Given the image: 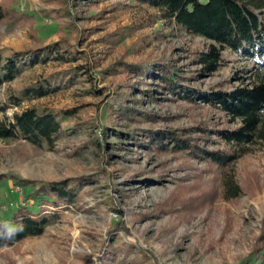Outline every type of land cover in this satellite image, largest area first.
I'll list each match as a JSON object with an SVG mask.
<instances>
[{
	"label": "rangeland",
	"instance_id": "rangeland-1",
	"mask_svg": "<svg viewBox=\"0 0 264 264\" xmlns=\"http://www.w3.org/2000/svg\"><path fill=\"white\" fill-rule=\"evenodd\" d=\"M0 2H7L26 19L19 24L0 23L4 56L34 52L60 41L77 52L71 59L52 54L4 84L1 105L52 74L71 71L78 76L64 90L25 100L19 107L7 106L10 120L28 109L57 114L67 134L52 151L21 139L1 140L0 174L41 183L97 176L87 186L91 191L82 210L64 209L41 236L1 248L0 264H90L109 246L120 244L143 251L145 264H264V239L260 241L264 140L250 146L228 168L241 188V194L231 200L222 198L221 169L181 155H155L136 145L141 131L148 129L179 130L199 124L214 130L237 127L217 110L173 101L155 81L125 70L131 64L146 68L174 61L183 71H194L190 61L194 52L204 48L201 38L171 26L161 12L134 0ZM251 69L250 62L225 51L220 70L200 79L197 86L226 90L247 85ZM146 89L153 91L154 101ZM108 91L125 95L128 106L156 115L157 122L113 118L106 108ZM63 110H75V114L63 116ZM210 140L209 150H225L214 135ZM196 181L202 182V191L188 193L177 187ZM203 192L210 193L213 202L202 212L192 217L180 212L177 202ZM25 194L11 181L0 184L1 222L9 225Z\"/></svg>",
	"mask_w": 264,
	"mask_h": 264
},
{
	"label": "trees",
	"instance_id": "trees-1",
	"mask_svg": "<svg viewBox=\"0 0 264 264\" xmlns=\"http://www.w3.org/2000/svg\"><path fill=\"white\" fill-rule=\"evenodd\" d=\"M134 2L158 10L171 26H177L191 37L201 38L205 45L191 57L190 64L195 67L194 71H183L171 61L154 63L146 68L131 64L125 67L126 72H132L144 80L155 81L158 88L173 101L217 110L228 117L231 123L237 124L235 129L220 130L209 129L202 124L179 130L148 129L141 131L135 140L136 145L155 155H181L221 169L222 198H237L241 188L228 168L250 151V146L258 140H264V0ZM25 20L24 14L11 8L7 2H0V23L19 24L25 23ZM225 51L252 64V69L248 71L250 82L232 89L221 90L209 86L202 90L197 82L220 70ZM76 53L73 46L63 41L34 52H13L8 56H4L0 50V89L52 54L60 59H71ZM77 77L71 71L52 74L35 87L24 88L11 96L7 104H0V141L21 139L35 147L52 151L67 134L60 125L59 115L28 109L15 113L10 120L6 117L7 106L19 107L25 100H36L64 90ZM145 91L154 101L153 91ZM107 99L106 108L115 119L157 122L156 115L139 112L128 106L125 95L113 96L108 91ZM61 114L70 117L75 114V110H63ZM211 134L223 143L225 150L207 148ZM96 177L82 176L41 183L0 174V184L11 181L13 186L26 192L24 203L9 217V225L0 221V249L11 247L27 238L41 236L48 226L60 218L64 209L82 210L85 196L91 191L87 190V186L96 181ZM201 184L196 181L193 185L177 187L192 193L202 191ZM207 197L210 199L208 203ZM212 202L210 193L203 192L189 200H180L177 204L181 205L182 214L192 217ZM263 239L264 234L260 236V241ZM261 251L262 248L256 252ZM146 259L143 251L134 252L131 246L120 244L109 246L101 257L90 261V264H145Z\"/></svg>",
	"mask_w": 264,
	"mask_h": 264
}]
</instances>
